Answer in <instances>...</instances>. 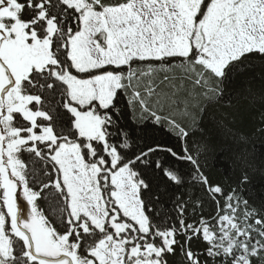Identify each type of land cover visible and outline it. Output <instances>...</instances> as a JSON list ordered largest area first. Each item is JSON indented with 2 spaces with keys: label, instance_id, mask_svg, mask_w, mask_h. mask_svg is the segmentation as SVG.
Returning a JSON list of instances; mask_svg holds the SVG:
<instances>
[{
  "label": "snow or ice",
  "instance_id": "6c2138e0",
  "mask_svg": "<svg viewBox=\"0 0 264 264\" xmlns=\"http://www.w3.org/2000/svg\"><path fill=\"white\" fill-rule=\"evenodd\" d=\"M248 125L264 0H0V264H264Z\"/></svg>",
  "mask_w": 264,
  "mask_h": 264
},
{
  "label": "trees",
  "instance_id": "16d2710c",
  "mask_svg": "<svg viewBox=\"0 0 264 264\" xmlns=\"http://www.w3.org/2000/svg\"><path fill=\"white\" fill-rule=\"evenodd\" d=\"M241 131L247 133L253 141L248 145L250 151L254 148L257 155L264 151V141L257 138L256 135H252V125L242 128ZM209 169L215 178H224L231 169V153L218 151L216 156L209 160Z\"/></svg>",
  "mask_w": 264,
  "mask_h": 264
}]
</instances>
